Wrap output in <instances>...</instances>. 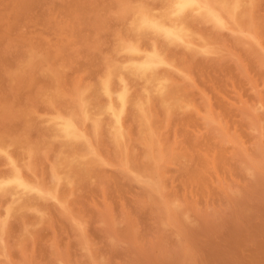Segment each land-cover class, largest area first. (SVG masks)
Masks as SVG:
<instances>
[{"label":"rangeland","instance_id":"rangeland-1","mask_svg":"<svg viewBox=\"0 0 264 264\" xmlns=\"http://www.w3.org/2000/svg\"><path fill=\"white\" fill-rule=\"evenodd\" d=\"M125 1L0 0V264H264V0H200L183 47L132 27L162 1ZM132 48L159 58L164 90L127 70L148 57Z\"/></svg>","mask_w":264,"mask_h":264},{"label":"bare ground","instance_id":"bare-ground-1","mask_svg":"<svg viewBox=\"0 0 264 264\" xmlns=\"http://www.w3.org/2000/svg\"><path fill=\"white\" fill-rule=\"evenodd\" d=\"M127 1V0H126ZM125 1V2H126ZM129 1V0H128ZM133 1V0H132ZM150 1V0H149ZM155 1V0H154ZM160 1H162L163 2V4H164V10L162 11V12H160L159 10V12H160V14L158 13L157 15H156V12H154L153 13V11L152 10H147V9H143V10H141V9H139V10H141L140 12H138L135 16H134V18H133V22H132V27H133V29L134 30H138V31H140V33H144V34H149V33H154V34H160L161 36H163L165 39H167V40H170L171 42L172 41H178L179 42V40L181 39V40H184V38L182 39V37L183 36H185L186 34H187V32H188V27H187V24L186 23H188L187 21H186V17H188L189 19H190V17L187 15V13H188V11H194L195 13H196V11H200L201 10V5H200V0H160ZM131 2V1H130ZM143 2H145V0L143 1ZM142 2V3H143ZM210 2V1H209ZM228 2V1H227ZM234 5H233V7L232 8H234V9H238V7H240V0H234ZM243 2H244V0H243ZM249 2V1H248ZM129 3V2H128ZM132 3V2H131ZM208 3V2H207ZM216 3V2H215ZM246 3V2H245ZM124 4H126V3H124ZM130 4V3H129ZM139 4H141V3H139ZM145 4V3H144ZM148 4V3H147ZM157 4V3H156ZM225 5H226V3H224ZM133 5H135V3L133 2ZM149 5H151V4H149ZM154 5H155V3H154ZM154 5L152 6L151 5V8L152 9H154L153 7H154ZM209 5V4H208ZM243 5H245V4H243ZM250 5V4H249ZM126 6V5H125ZM124 6V7H125ZM139 6V5H138ZM138 6H136V8L138 9ZM142 6V5H141ZM162 6V5H161ZM224 6V5H223ZM223 6H221V7H223ZM140 7V6H139ZM159 7V6H158ZM217 7V6H216ZM244 7V6H243ZM246 7H247V4H246ZM251 7V6H250ZM123 8V7H122ZM127 8H130L129 6L127 7ZM144 8H145V6H144ZM146 8H148V6L146 7ZM150 8V7H149ZM206 8H209L208 6L206 7ZM231 8V9H232ZM248 8V7H247ZM131 9H132V7H131ZM161 9V8H160ZM163 9V8H162ZM230 9V10H231ZM242 9V8H241ZM213 10V9H212ZM228 10V9H227ZM227 10H225V12L227 11ZM121 11H122V9H121ZM129 11H130V9H129ZM135 11V12H134ZM136 9L135 10H133V12L134 13H136ZM154 11H156V9H154ZM205 11V10H204ZM232 11L233 10H231V13H232ZM235 11V10H234ZM233 11V12H234ZM246 11V10H245ZM124 12V11H123ZM128 12V11H127ZM208 12H210V10L208 11ZM214 12V11H213ZM131 12H128V14H130ZM202 13H204V12H202L201 11V13H197V15L198 14H202ZM219 13V12H218ZM217 13V14H218ZM239 13V12H238ZM240 13H243L242 11L240 12ZM240 13H239V15H240ZM248 12H246V14H247ZM235 14V13H234ZM244 14H245V12H244ZM122 15H123V13H122ZM121 15V16H122ZM190 15V14H189ZM209 15V14H208ZM224 15V14H223ZM251 15V14H250ZM126 16H128V15H126ZM126 16H124V17H126ZM196 16V15H195ZM220 16V15H219ZM241 16H242V14H241ZM240 16V17H241ZM244 16V15H243ZM123 17V16H122ZM245 17V16H244ZM131 18V17H130ZM188 18H187V20H188ZM192 18V17H191ZM239 17H237V19H238ZM242 18V17H241ZM246 18L248 19V16H246ZM125 19V18H124ZM127 19H128V17H127ZM193 20H194V18H192ZM234 19H235V17H234ZM212 20V19H211ZM239 20V19H238ZM127 23H129L130 21H127V20H125ZM192 21V20H191ZM195 21H197L198 22V19L196 20V18H195V20H194V22ZM218 22V21H217ZM234 22V21H233ZM189 23L191 24V22L189 21ZM196 23V22H195ZM221 23H222V20H221ZM221 23H219L218 22V24H220L221 25V27H222V24ZM214 23H212L211 25H213ZM247 24H248V22H247ZM129 26H131L130 24H128ZM196 25V24H195ZM194 25V26H195ZM216 25V24H215ZM219 25V26H220ZM237 25V24H236ZM250 25H252V24H250ZM127 26V25H126ZM191 26V25H190ZM189 26V27H190ZM228 26V25H227ZM239 26V25H238ZM245 26V25H244ZM191 27H193V26H191ZM197 27V25L195 26V28ZM194 28V27H193ZM218 28V27H217ZM243 28V27H242ZM127 29H128V27H127ZM223 29H225L224 27H223ZM244 29V28H243ZM242 29V31H244ZM229 30V29H228ZM131 31H133L132 30V28H131ZM194 30L192 29V32H193ZM196 31H197V29H196ZM230 31V30H229ZM237 31V30H236ZM240 31L241 30H239V33H240ZM189 32H190V30H189ZM251 32V31H250ZM255 32V31H254ZM253 32V33H254ZM129 33H130V31H129ZM132 33V32H131ZM130 33V34H131ZM236 33V32H235ZM244 33V32H243ZM253 33H250L251 34V36L253 37ZM133 34V33H132ZM131 34V35H132ZM134 34H135V31H134ZM191 34V33H190ZM195 34V33H194ZM193 34V35H194ZM199 34H200V32H199ZM201 34H203V32L201 33ZM200 34V36H202ZM249 34V33H248ZM150 35V34H149ZM188 35V34H187ZM192 35V34H191ZM198 35V34H197ZM142 36V35H141ZM189 36V35H188ZM129 37V36H128ZM133 37V36H132ZM136 37V36H135ZM143 37H144V35H143ZM149 37V36H148ZM156 37V36H155ZM187 37V36H186ZM191 37V36H190ZM194 37H196V38H198L196 35H194ZM193 37V38H194ZM130 38V37H129ZM134 38V37H133ZM142 37H140V39H141ZM188 38V37H187ZM192 38V37H191ZM192 38V39H193ZM205 39H206V36L204 37ZM125 39V38H124ZM135 39V38H134ZM144 39V38H143ZM151 39H153L152 37H151ZM150 39V40H151ZM165 39H163L164 41H167V40H165ZM190 39V38H189ZM188 39V40H189ZM202 39H203V37H202ZM254 39V38H253ZM127 40V39H126ZM155 40H157V37H156V39H153V40H151V42H153V41H155ZM162 40V39H161ZM187 40V41H188ZM204 40V39H203ZM147 41V40H146ZM158 41V40H157ZM169 41V42H170ZM187 41H181V42H187ZM193 41H195V38H194V40ZM126 42V41H125ZM131 42H134L132 39H131ZM139 42V41H138ZM158 42H161L160 40L158 41ZM197 42H199V41H197ZM200 42H201V39H200ZM207 42H209V38H208V40H207ZM127 43V42H126ZM135 43H136V45L134 44V46L137 48H139V46H138V43L135 41ZM140 43V42H139ZM142 43V42H141ZM149 43H150V41H149ZM165 43V42H164ZM173 43V42H172ZM172 43H171V45H172ZM180 43V42H179ZM178 43V44H179ZM203 43V42H202ZM211 43V42H210ZM128 44V43H127ZM126 44V47L128 46ZM167 44V43H166ZM169 44V43H168ZM181 45L180 46H182V43H180ZM191 44H192V41H191ZM198 43H196L195 42V45H197ZM200 44V43H199ZM140 45V48L139 49H141L142 47H141V44H139ZM142 45H145V43H144V41H143V44ZM153 45H154V43H153ZM185 45V44H184ZM183 45V46H184ZM190 45V44H189ZM125 46V45H124ZM124 46H122V49H123V47ZM133 46V45H132ZM132 46H128V47H132ZM133 46V47H134ZM154 46H156V45H154ZM153 46V48H155ZM158 46H159V44H158ZM158 46H156L157 48H158ZM162 46H164L163 44H162ZM167 46V45H166ZM182 46V47H183ZM205 46H207V45H205ZM150 47V46H149ZM165 47V46H164ZM186 47H187V45H186ZM191 47H194V46H192L191 45ZM197 47V46H196ZM196 47H195V49H196ZM202 47V46H201ZM200 46H199V48H201ZM121 48V47H120ZM120 48H118V50L120 49ZM144 48V47H143ZM150 48H152V47H150ZM160 48V47H159ZM187 48H190V46H188ZM198 48V50H200ZM203 48V47H202ZM126 49V48H125ZM130 50H131V48H129ZM133 49V48H132ZM145 49V48H144ZM192 49V48H191ZM127 50V49H126ZM135 50H137V49H135ZM134 49L132 50L133 52L132 53H134V51H135ZM143 50V49H142ZM147 50H148V48H147ZM151 50V49H150ZM157 50V49H156ZM168 50V49H167ZM123 51V50H122ZM160 51V50H159ZM164 51H165V49H164ZM120 52H121V50H120ZM124 52H126V51H124ZM147 52V51H146ZM153 52H155L154 50L152 51V54L151 55H153ZM158 52V51H157ZM156 52V53H157ZM163 52V51H162ZM210 52V51H209ZM122 53V52H121ZM132 53H129L130 55L132 54ZM137 53H138V57H141V56H139V54H141V53H139V51H137ZM137 53H134V54H137ZM145 53V52H144ZM144 53H142V54H144ZM158 53H160V52H158ZM166 53H167V51H166ZM124 55H125V53H123ZM129 54L127 53L126 54V56H129ZM147 54L149 55V53L147 52ZM163 54L164 53H162V56H163ZM133 55V54H132ZM145 55V54H144ZM147 55V56H148ZM156 54H154V56H155ZM160 55V54H159ZM164 55H166V54H164ZM167 55H169V54H167ZM126 56H125V60H126ZM143 56V55H142ZM146 56V55H145ZM146 56V57H147ZM161 56V55H160ZM171 56V55H170ZM134 57V56H133ZM144 57V56H143ZM143 57H141L142 59H143ZM146 57H144V59L146 58ZM159 57V56H158ZM130 58V57H129ZM132 58V57H131ZM165 58V57H164ZM168 58H170V57H168ZM133 59V58H132ZM135 59H137L136 57H135ZM161 59V58H160ZM163 59V58H162ZM162 59H161V66H163V65H165L166 63H164V62H167L166 60H164V62H162ZM167 59V58H166ZM128 60V59H127ZM130 60V59H129ZM158 60H159V58H158ZM158 60H156L154 57H151V56H148L145 60H140V63H138L137 62V60H134V62L131 64V65H129L128 63L129 62H127L126 61V63H127V65H129V67L127 68V70L129 69V70H131V72L133 73V75H135L136 73H137V75L139 74V75H141V77L138 75V77H140V78H144V80H145V82H146V85L145 86H143V87H146L147 88V85H148V88H149V86H155L156 88L155 89H158V90H164L163 88H161V87H164L163 86V84H161V82H160V78H158V73H157V70H158V68L160 67V65H159V67H158V65L156 66V64L157 63H159L160 64V62L158 61ZM168 60V59H167ZM114 61V60H113ZM133 61V60H132ZM136 61V62H135ZM158 61V62H157ZM112 61H110L109 63H111ZM121 63V62H120ZM119 63V65H121ZM162 63H164V64H162ZM169 63V62H168ZM171 63L172 64H174V62H172L171 61ZM115 64V63H114ZM113 65V64H112ZM116 66H118L117 64H116ZM125 67H126V64H125ZM167 67V66H166ZM171 67V66H170ZM107 68H109V67H107ZM118 68V67H117ZM124 68V67H123ZM169 68V67H168ZM173 68V67H172ZM110 69V68H109ZM116 69V68H115ZM157 69V70H156ZM160 69H161V67H160ZM163 69H165V67H163ZM162 69V70H163ZM167 69V68H166ZM165 69V70H166ZM171 69V68H170ZM112 70V69H111ZM120 70V69H119ZM169 70V69H168ZM172 70V69H171ZM170 70V71H171ZM116 71V70H115ZM114 71V72H115ZM122 71V70H121ZM130 72V71H129ZM163 72H164V70H163ZM132 73H129V74H131V76H129V77H133V75H132ZM135 73V74H134ZM161 73V72H160ZM108 74H110V72L108 73ZM107 74V75H108ZM114 73L112 72V74H110L111 75V77H112V75H113ZM115 74H119V76L122 74H120V71L118 72V73H116L115 72ZM128 75V74H127ZM137 75H135V76H137ZM160 75H162V74H160ZM164 75H166V73L164 74ZM122 76H126V75H122ZM163 76V75H162ZM105 76H103V78H104ZM128 77V76H127ZM126 77V78H127ZM171 77V76H170ZM102 78V79H103ZM113 78V77H112ZM126 78H124L125 79V81H127V79ZM136 78V77H135ZM105 79H106V77H105ZM122 79V78H121ZM133 79V78H132ZM169 75H168V81H169ZM109 80V79H108ZM116 79H114V81H115ZM137 80V79H136ZM136 80L134 81V83L136 82ZM117 81V80H116ZM128 81H133V80H131V78L128 80ZM139 81V80H138ZM102 82H104V80L102 81ZM102 82H99V84L100 83H102ZM139 82H141V80L139 81ZM138 82V83H139ZM105 83V82H104ZM103 83V84H104ZM107 83H108V85H109V83H110V81H107ZM133 83V84H134ZM138 83L136 84L137 86H138ZM164 83H166V82H164ZM172 82H170V84H171ZM173 83H174V81H173ZM120 84V83H119ZM130 84V83H129ZM128 84V85H129ZM132 84V83H131ZM140 84V83H139ZM142 84V83H141ZM175 84V83H174ZM112 85H114V84H112ZM144 85V84H143ZM102 86H104V85H102ZM116 86V85H115ZM140 86V85H139ZM159 88H158V87ZM172 86V87H171ZM177 86V85H176ZM106 87H107V85H106ZM106 87H104V88H106ZM117 87V86H116ZM119 87V86H118ZM124 87V86H123ZM131 87V86H130ZM133 87V86H132ZM100 88V87H99ZM161 88V89H160ZM170 88H173V84H171L170 85ZM178 88V87H177ZM122 89V88H121ZM131 90H130V92L131 91H133V89L132 88H130ZM169 89V88H168ZM95 90V93L97 94V92H98V90H97V92H96V89H94ZM115 90V89H114ZM127 90V89H126ZM143 90H144V88H143ZM148 90H150V88L148 89ZM153 90V89H152ZM151 90V91H152ZM161 90V91H162ZM100 91V90H99ZM123 91V90H122ZM173 91H174V89H173ZM172 91V92H173ZM179 91H180V89H179ZM101 92V91H100ZM103 92V91H102ZM134 92V91H133ZM138 92V91H137ZM143 92V91H142ZM141 92V93H142ZM145 92V91H144ZM86 93V92H85ZM109 93H110V91H109ZM120 93V92H119ZM132 93V92H131ZM136 93V92H135ZM140 93V96H142V94ZM153 93H154V91H153ZM156 94H157V90H156V92H155ZM163 93H165V91L164 92H162V94ZM166 93H167V91H166ZM165 93V94H166ZM174 93V92H173ZM181 93V92H180ZM179 93V94H180ZM95 94V95H96ZM103 94V93H102ZM102 94H100V95H102ZM106 94H107V92H106ZM133 94V93H132ZM146 94H147V96H151L150 95V93H149V95H148V92H146ZM158 94H159V92H158ZM177 94V93H176ZM78 95H79V92H78ZM80 95H81V93H80ZM112 95V94H111ZM114 95H115V93H114ZM137 95H138V93H137ZM154 95V94H153ZM161 94H159V96H160ZM166 95H168V93L166 94ZM88 96V95H87ZM108 96V95H107ZM106 96V97H107ZM124 96H126V94L124 95ZM131 96V95H130ZM130 96H128V97H130ZM139 95L137 96V98H139L140 97ZM181 96V95H180ZM103 97H105V92H104V96ZM111 97V96H110ZM110 97H109V99H110ZM133 97H134V95H133ZM132 96H131V98H133ZM158 97V96H157ZM164 97V96H163ZM78 98H79V96H78ZM98 98V97H97ZM114 98V97H113ZM113 98H112V102H113ZM125 98V97H124ZM123 98V99H124ZM126 98H127V96H126ZM125 98V99H126ZM154 98H155V96H154ZM162 98V97H161ZM107 99V98H106ZM146 98H144L143 97V99H138V100H141V101H146L145 100ZM163 99V98H162ZM165 99V98H164ZM172 99V98H171ZM170 99V100H171ZM175 100H176V97L174 98ZM178 99V98H177ZM77 100V99H76ZM87 100H89V99H87L86 98V101ZM101 100V99H100ZM152 101H153V99H151ZM158 100V99H157ZM161 100V99H160ZM85 101V102H86ZM123 101H125V100H123ZM135 101H136V99H135ZM134 100H133V102H132V104L135 102ZM140 101V102H141ZM143 101V102H144ZM155 101V100H154ZM172 101V100H171ZM182 101V100H181ZM84 102V103H85ZM91 102V101H90ZM138 102V101H137ZM149 102V101H148ZM148 102H147V104H148ZM166 101H164V103H165ZM84 103H83V105H84ZM96 103H97V101H96ZM117 104H118V102H116ZM150 103V102H149ZM152 103V102H151ZM157 103H158V101H157ZM163 103V104H164ZM112 104V106L115 104V103H111ZM117 104H115V107H116V105ZM124 104H125V102H124ZM127 104H128V102H127ZM166 104H167V102H166ZM171 104V103H170ZM93 105H95V104H93ZM102 105H103V103H102ZM129 105V104H128ZM138 105H139V103H138ZM141 105H142V103H141ZM148 105H150V104H148ZM148 105H147V108H146V110L148 109ZM156 105V104H155ZM173 105V104H172ZM92 106V105H91ZM104 107H105V105H103ZM103 106L100 108V109H102L103 108ZM130 106L133 108V106L131 105V100H130ZM130 106H128L129 108H130ZM140 106V105H139ZM144 107H146V104L145 105H143ZM151 106V105H150ZM153 106L154 105H152L151 107L153 108ZM159 106V105H158ZM161 106V105H160ZM165 106V105H164ZM110 107V106H109ZM115 107H113V109H115ZM121 107H122V103L120 104V109H121ZM138 107V106H137ZM178 107V106H177ZM92 107H90V108H88L87 109V111L89 110V109H91ZM95 108V107H94ZM98 108V107H97ZM110 108H112V107H110ZM117 108V110L119 109V107H116ZM123 108L124 107H122V109L121 110H123ZM131 108V109H132ZM163 108V105L161 106V109ZM83 109V108H82ZM99 109V108H98ZM134 109H136V108H134ZM102 110H104V109H102ZM102 110H100V112H102ZM105 110H106V108H105ZM163 110H164V108H163ZM166 110H170V109H166ZM94 111H95V109H94ZM107 111H109V109L107 110ZM114 111V113L115 112H117V111H115V110H113ZM139 111V110H138ZM141 111V110H140ZM139 111V112H140ZM148 111V110H147ZM92 112V111H91ZM91 112H90V114H91ZM98 112V114H99V110L97 111ZM138 112V113H139ZM143 112V111H142ZM149 112V111H148ZM95 113H96V111H95ZM104 113H106V112H104ZM151 114H152V111L150 112ZM149 113V114H150ZM125 114V113H124ZM143 115H144V112L142 113ZM148 114V115H149ZM96 115H97V113H96ZM95 115V116H96ZM106 115V114H105ZM132 115H133V113H132ZM135 115V114H134ZM139 115H141V113L139 114ZM59 116V115H58ZM84 117H85V115H83ZM110 116V115H109ZM109 116H105V117H109ZM119 116H120V114H119ZM119 116H118V118H119ZM142 116V115H141ZM90 117H92V114H91V116ZM97 117H98V115H97ZM135 117H137V116H135ZM143 117V116H142ZM153 117V116H152ZM68 118V117H67ZM115 118V117H114ZM144 118V117H143ZM147 118V117H146ZM148 118H151V115H150V117L148 116ZM70 119H71V117H70ZM91 119V118H90ZM116 119V118H115ZM140 119L142 120V118L140 117ZM93 120H96V118H93ZM151 120V119H150ZM153 120V119H152ZM156 120V119H155ZM144 121H146L145 119H144ZM72 122V121H71ZM95 122V121H94ZM97 122V121H96ZM111 122V121H110ZM152 122H154V120L152 121ZM116 123H118V122H116ZM121 123H122V120H121ZM139 123H147V124H150L151 123V121L150 122H148V120L146 121V122H141V121H139ZM98 124V123H97ZM110 124V123H109ZM91 125V124H90ZM139 125V124H138ZM145 125V124H144ZM116 126V125H115ZM142 126V124L140 125V127ZM151 126H153V124H151ZM150 127V126H149ZM143 127H141V129H142ZM145 128H148L147 127V125L145 126ZM145 128H143V132H144V129ZM68 129H69V127H68ZM95 129V128H94ZM119 129V128H118ZM117 129V127H116V130H118ZM149 129V128H148ZM147 129V130H148ZM152 129V127L150 128V130ZM120 130V129H119ZM155 130V129H154ZM99 131V130H98ZM117 132H120L121 133V130L120 131H116V134H117ZM149 132H151V131H149ZM67 133H68V131H67ZM145 133V132H144ZM75 134V133H74ZM73 134V135H74ZM125 133L123 132V134H120V136H123ZM127 134V133H126ZM146 134V133H145ZM154 134V133H153ZM72 135V133H70L69 134V136H71ZM147 135V134H146ZM146 135H144L145 136V138L147 137ZM152 135V134H151ZM151 135L149 136V134H148V137H151ZM127 136V135H126ZM143 136V135H142ZM153 136V135H152ZM115 137V136H114ZM148 137H147V140H148ZM5 138V137H4ZM3 138V139H4ZM81 138H82V136H81ZM125 138V137H124ZM128 138V137H127ZM158 138V137H157ZM84 139V138H83ZM142 139H144V137L142 138ZM153 138L151 137V140H152ZM5 140H6V138H5ZM117 140V139H116ZM121 140H124L123 139V137H122V139ZM146 140V141H147ZM154 141H155V139H153ZM9 141V140H8ZM113 141V140H112ZM118 141V140H117ZM128 141H129V139H128ZM142 141V140H141ZM1 142H3V141H1ZM10 142H12V144H14L13 143V141L11 140V141H9V143ZM19 142H21V141H19ZM145 142V141H144ZM5 144H6V142H4ZM64 143V142H63ZM66 143V142H65ZM148 143H149V141H148ZM150 143H151V141H150ZM150 143H149V145L148 146H151L150 145ZM2 144V143H1ZM17 144H18V142H17ZM16 144V146H18ZM123 145H124V141H123V143H122ZM127 144V143H126ZM157 144V143H156ZM162 143H160V145H161ZM6 145H8V144H6ZM11 145V144H10ZM142 145H143V143H142ZM16 146H14V147H16ZM22 146V145H21ZM30 146V145H29ZM68 146V145H67ZM127 146V145H126ZM148 146H146V147H148ZM2 147V146H1ZM0 147V148H1ZM4 147H5V145H4ZM8 147H9V145H8ZM12 147V146H11ZM10 147V148H11ZM70 147V146H69ZM91 147H92V145H91ZM124 147H125V145H124ZM145 147V148H146ZM153 147V146H152ZM159 147V146H158ZM5 148H7V147H5ZM4 148V149H5ZM67 148V147H66ZM73 148H75V147H73ZM82 148V147H81ZM80 148V149H81ZM127 148H128V146H127ZM126 148V149H127ZM3 149V150H4ZM7 149H9V148H7ZM34 149V148H33ZM64 149V148H63ZM150 149H151V147H150ZM149 149V150H150ZM153 149V148H152ZM155 149H156V147H155ZM162 149L163 148H161V151H162ZM36 150V149H35ZM68 150H69V148H68ZM85 150V149H84ZM128 150V149H127ZM6 151V150H5ZM64 151H66V150H64ZM150 151H152V150H150ZM155 151V150H154ZM158 150L156 149V152H157ZM35 152H37V151H35ZM34 152V153H35ZM124 152H126V150L124 151ZM7 153V152H6ZM147 154H148V152H146ZM159 153H160V149H159ZM9 154H12V152L11 153H8V155ZM31 154V153H30ZM126 154V153H125ZM154 154V153H153ZM161 154V153H160ZM159 154V155H160ZM14 154H12L11 156H13ZM121 155V154H120ZM124 155V154H123ZM149 155H150V152H149ZM164 155V154H163ZM6 156V155H5ZM82 156V155H81ZM91 156H93V155H91ZM154 156H156V154H154ZM8 157V156H7ZM61 157H62V155H61ZM79 157V156H78ZM126 157L127 156H125L124 158H125V161L124 162H127V159H126ZM159 157V156H158ZM14 157H12V159H13ZM83 158V157H82ZM152 158V157H151ZM160 158V157H159ZM161 158H162V156H161ZM10 158H8V161H10L9 160ZM11 159V161H13ZM72 160V159H71ZM70 160V161H71ZM75 160L77 161V159H76V157H75ZM153 160H154V158H153ZM157 160L158 161H161L160 159H156V161L155 162H157ZM120 161V160H119ZM154 161H153V163H154ZM17 162V160H15V164H17L16 163ZM18 162H20L19 160H18ZM73 162V161H72ZM75 162V161H74ZM82 162V161H81ZM85 162V161H84ZM9 163V162H8ZM19 164V163H18ZM30 164V163H29ZM79 164V163H78ZM129 164V163H128ZM157 164V163H156ZM159 164V163H158ZM70 165V164H69ZM122 165V164H121ZM130 165V164H129ZM12 166V165H11ZM60 166V165H59ZM58 166V167H59ZM72 166V165H71ZM87 166H91V164L90 165H87ZM98 166V165H97ZM12 167H14V166H12ZM22 167V166H21ZM28 167V166H27ZM57 167V168H58ZM127 167L128 166H126V169H127ZM130 167V166H129ZM18 169V168H20L19 166L18 167H15V169ZM25 168V167H24ZM24 168H22V169H24ZM29 168V167H28ZM69 168V167H68ZM84 168V167H83ZM82 168V169H83ZM14 169V171H17V169L15 170ZM54 169H56V167L54 168ZM70 169V168H69ZM85 169V168H84ZM84 169H83V172H84ZM90 169V168H89ZM95 169V168H94ZM99 169V168H98ZM140 169V168H139ZM142 169V168H141ZM13 170V169H12ZM87 170V169H86ZM24 171V170H23ZM72 171V170H71ZM75 171V170H74ZM95 171V170H94ZM131 171V170H130ZM146 171V170H145ZM150 171V170H149ZM81 172V171H80ZM140 172H142V170H140ZM1 173V172H0ZM8 173V172H7ZM18 173V172H17ZM52 173V172H51ZM76 173V172H75ZM92 173V172H91ZM135 173H137V172H135ZM13 174V173H12ZM65 174V173H64ZM64 174H62V175H64ZM72 174H73V172H72ZM11 175V174H10ZM10 175H7V176H10ZM17 175V174H16ZM16 175H14V176H16ZM21 175H22V173H21ZM61 175V174H60ZM59 175V176H60ZM74 175V174H73ZM77 175V174H76ZM80 175H81V173H80ZM86 175V174H85ZM142 175V174H141ZM3 176V175H2ZM72 176V175H71ZM144 176V175H143ZM4 177V176H3ZM3 177H0V178H3ZM16 177H18V176H16ZM50 177H52L51 176V174H50ZM67 177H69V176H67ZM66 177V178H67ZM75 176H73L72 177V179L74 178ZM140 177V176H139ZM7 178H9V177H7ZM11 178H14V177H11ZM70 178V177H69ZM150 178V177H149ZM20 179H21V176H20ZM54 179V178H53ZM62 178H60V180H61ZM64 179H65V176H64ZM63 179V180H64ZM74 179H76V178H74ZM3 180V179H2ZM1 180V181H2ZM8 180V179H7ZM11 180V179H10ZM22 180L23 181H27V180H24L23 178H22ZM38 180V179H37ZM51 180V179H50ZM5 181V180H4ZM70 181H72V180H70ZM6 182V181H5ZM4 182V183H5ZM158 182V181H157ZM2 183V182H1ZM0 183V184H1ZM3 183V184H4ZM7 183V182H6ZM29 183V182H28ZM60 183V182H59ZM159 183V182H158ZM11 184V186L13 185H15V186H17V185H21L22 183L19 181V180H17V179H13V181L10 183ZM10 184H8V185H10ZM31 184V183H30ZM37 184V183H36ZM36 184L34 185V186H36ZM42 184V183H41ZM70 184V183H69ZM155 184V183H154ZM160 184V183H159ZM158 184V185H159ZM25 185H27L26 183H25ZM29 185V184H28ZM32 185V184H31ZM50 185H53V184H50ZM156 185V184H155ZM157 186V185H156ZM4 187V186H3ZM20 187V186H19ZM38 187H39V182H38ZM41 187H43L44 188V186L42 185ZM52 187V186H51ZM56 187V186H55ZM152 187V186H151ZM9 188H11L10 190L7 188V190H9L10 191V193H11V195H12V189H15V188H13V187H9ZM28 188V187H27ZM27 188H26V190H27ZM35 188V187H34ZM150 188V187H149ZM158 188V187H157ZM160 188V187H159ZM2 189H4V188H2ZM30 189H32V188H30ZM45 189V188H44ZM43 189V190H44ZM59 189V188H58ZM25 190V189H24ZM38 191H39V189H37ZM37 190L35 191V192H37ZM42 189H41V191H43ZM48 190H49V188H48ZM48 190L46 189V191L48 192ZM151 190H152V188H151ZM157 190V189H156ZM155 190V186L153 187V190L152 191H156ZM161 190V189H160ZM18 191V190H17ZM22 191H23V189H21V190H19L18 192H20V194H19V196L22 194ZM28 191V190H27ZM30 191H32V190H30ZM41 191H39V192H41ZM53 191V190H52ZM158 191V190H157ZM3 192H4V190H3ZM25 192V191H24ZM24 192H23V194H24ZM38 192V193H39ZM59 191H57V193H58ZM62 192V191H61ZM159 192V191H158ZM161 192V191H160ZM159 192V193H160ZM9 192H6V194H8ZM9 193V194H10ZM15 193V192H14ZM28 193V192H27ZM26 193V194H27ZM156 193V192H155ZM164 193V192H163ZM0 194H5V193H1L0 192ZM17 195H18V193H16ZM30 194H32V193H30ZM34 194V193H33ZM49 194V193H48ZM50 194H51V192H50ZM158 194V193H157ZM162 194V193H161ZM166 194V193H165ZM3 195H1V196H3ZM25 195V194H24ZM29 195V194H28ZM36 195V194H35ZM41 195H43V193H41ZM55 195V194H54ZM5 196H7V195H5ZM5 196H3V197H5ZM15 196V195H14ZM31 196H34V195H29V197L28 198H31ZM38 196V195H37ZM56 197H57V195H55ZM167 196V195H166ZM17 197V196H16ZM23 196H21V198H22ZM26 197V196H25ZM36 197V196H35ZM34 197V198H35ZM45 197V196H44ZM162 197V196H161ZM9 198V197H8ZM11 198H13V196H11ZM19 198V197H18ZM24 198V197H23ZM41 198H43L42 196H41ZM155 198V197H154ZM164 198V197H163ZM20 199V198H19ZM37 199H39V198H37ZM54 199V198H53ZM57 199V198H56ZM151 199V198H150ZM169 199V198H168ZM173 199V198H172ZM12 200H14V199H12ZM21 200H24V199H21ZM26 200V199H25ZM24 200V201H25ZM32 201H33V198L31 199ZM36 200V199H35ZM46 200H47V197H46ZM55 200V199H54ZM163 200V199H162ZM165 200V199H164ZM18 201H20V200H18ZM23 201V202H24ZM28 201H29V199H28ZM36 201H38V200H36ZM36 201H34L35 203H36ZM43 201V200H42ZM45 201V200H44ZM48 201V200H47ZM57 201H59V200H57ZM158 201V200H157ZM172 201V200H171ZM171 201L170 202H168V203H171ZM174 199H173V203H174ZM13 202V201H12ZM17 202V201H16ZM16 202H14V203H12V204H15ZM26 202V201H25ZM39 202H41V199H40V201ZM60 202H62V201H60ZM64 202V201H63ZM164 202V201H163ZM163 202H161V203H163ZM18 203V202H17ZM29 204H30V202H28ZM32 204H30V205H33V202H31ZM34 203V204H35ZM11 204V202H10V207H12V206H14V205H12ZM63 204V203H62ZM19 205V204H18ZM25 205V204H24ZM23 205V206H24ZM43 205V204H42ZM64 205V204H63ZM167 205V204H166ZM170 205V204H169ZM180 205V204H179ZM9 206V205H8ZM37 206V205H36ZM162 206V205H161ZM174 208H175V206L176 205H172ZM20 207H22V206H19L18 207V209L19 210H21V209H24V208H21L20 209ZM30 208H31V206H29ZM35 207V206H34ZM34 207H32V208H34ZM38 207V206H37ZM65 207V206H64ZM67 207V206H66ZM185 207V206H184ZM14 208H16V207H13L12 209H14ZM43 208V207H42ZM169 208V207H168ZM173 208V209H174ZM177 208V207H176ZM11 209V208H10ZM40 209V208H39ZM178 209V208H177ZM188 209V208H187ZM30 210V209H29ZM33 210V209H32ZM40 210H42V209H40ZM172 210V209H171ZM179 210V209H178ZM7 211V210H6ZM14 211V210H13ZM18 210H15L14 212H17ZM35 211V210H34ZM36 211H37V208H36ZM45 211V210H44ZM180 211V210H179ZM182 211V210H181ZM183 211H184V209H183ZM8 212V211H7ZM10 212V211H9ZM185 212V211H184ZM10 213H13L12 211L10 212ZM167 213V212H166ZM182 213V212H181ZM180 213V214H181ZM186 213V212H185ZM184 214V213H183ZM6 216H8V217H10L7 213H6ZM5 216V217H6ZM177 216H178V214H177ZM42 217V216H41ZM176 218V217H175ZM184 218V217H183ZM5 219L6 220H8L7 218H4V220L3 219H0V221H5ZM164 220V219H163ZM7 223V222H6ZM6 223H3L4 225H6ZM184 223V222H183ZM2 223H0V225H1ZM3 226V225H2ZM189 226V225H188ZM4 227V226H3ZM6 227V226H5ZM5 227L3 228V230L5 229ZM131 228H132V226H131ZM181 228V227H180ZM2 230V229H1ZM0 230V232H2ZM233 230V229H232ZM179 231V230H178ZM185 232V231H184ZM236 232V231H235ZM181 234V233H180ZM1 235V234H0ZM180 238V237H179ZM138 241V240H137ZM181 243H183V242H181ZM191 244V243H190ZM139 245V244H138ZM182 250V249H181ZM193 251V250H192ZM137 253V252H136ZM146 253H149V252H146ZM181 253V252H180ZM193 253V252H192ZM165 254V253H164ZM168 254V253H167ZM138 255V254H137ZM163 255V254H162ZM187 255V254H186ZM165 256V255H164ZM179 256V255H178ZM152 258V257H151ZM180 259V258H179ZM169 262V261H168ZM170 264V263H169Z\"/></svg>","mask_w":264,"mask_h":264}]
</instances>
